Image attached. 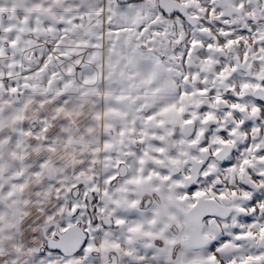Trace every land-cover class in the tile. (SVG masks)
I'll list each match as a JSON object with an SVG mask.
<instances>
[{
	"label": "snow or ice",
	"instance_id": "obj_1",
	"mask_svg": "<svg viewBox=\"0 0 264 264\" xmlns=\"http://www.w3.org/2000/svg\"><path fill=\"white\" fill-rule=\"evenodd\" d=\"M0 264H264V0H0Z\"/></svg>",
	"mask_w": 264,
	"mask_h": 264
}]
</instances>
